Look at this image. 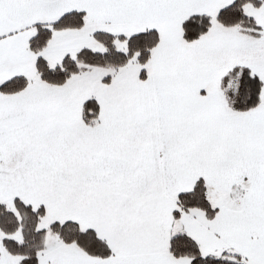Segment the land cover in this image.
Here are the masks:
<instances>
[{"label": "snow or ice", "instance_id": "snow-or-ice-1", "mask_svg": "<svg viewBox=\"0 0 264 264\" xmlns=\"http://www.w3.org/2000/svg\"><path fill=\"white\" fill-rule=\"evenodd\" d=\"M0 264H264V0H0Z\"/></svg>", "mask_w": 264, "mask_h": 264}]
</instances>
